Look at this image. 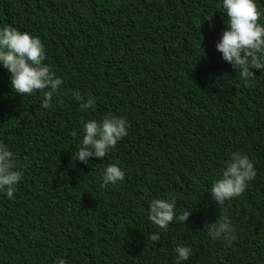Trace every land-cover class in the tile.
<instances>
[{"label": "trees", "instance_id": "obj_1", "mask_svg": "<svg viewBox=\"0 0 264 264\" xmlns=\"http://www.w3.org/2000/svg\"><path fill=\"white\" fill-rule=\"evenodd\" d=\"M219 3L0 0V27L38 36L63 80L44 109L47 89L15 94L0 66V143L22 172L14 198L0 192V264H174L178 244L194 250L187 264H264V75L241 79L216 50ZM106 115L125 118L128 135L103 159L75 160L83 124ZM232 151L254 160L257 177L218 209L207 191ZM109 164L125 179L105 186ZM167 196L177 214L194 210L161 232L148 205ZM222 215L236 226L231 247L207 236Z\"/></svg>", "mask_w": 264, "mask_h": 264}, {"label": "clouds", "instance_id": "obj_2", "mask_svg": "<svg viewBox=\"0 0 264 264\" xmlns=\"http://www.w3.org/2000/svg\"><path fill=\"white\" fill-rule=\"evenodd\" d=\"M220 12L226 17V28L215 47L222 59L230 64L243 80H253L259 71L264 75V9L257 0H220ZM213 16L205 20H211ZM46 48L42 40L27 31L11 25L0 27V66L10 74L11 89L20 96L45 90L41 107L47 109L63 80L44 63ZM73 98L83 111H95L96 101L84 98L79 92ZM128 135V122L123 117L106 115L101 120L89 119L83 124L82 140L73 154L75 160L87 165L90 158L103 159L119 141ZM14 153L0 143V192L9 199L14 198L16 186L22 180V172L14 163ZM257 177L254 160L241 151L228 154L223 166L215 174L207 192L218 209H224L227 202L241 197ZM125 179L123 169L109 164L102 173L103 185L117 184ZM194 208L177 214L175 196L153 198L148 205V220L161 232L175 221L184 223ZM207 236L212 242L231 247L237 240L236 226L228 215L219 216L207 225ZM153 242L161 240L159 232L150 235ZM174 264H187L194 250L190 245L178 244L174 248ZM57 264H67L59 259Z\"/></svg>", "mask_w": 264, "mask_h": 264}]
</instances>
